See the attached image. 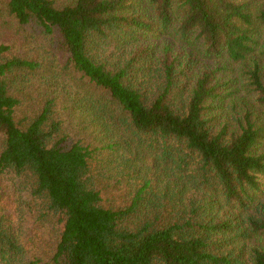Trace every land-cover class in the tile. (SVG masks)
Listing matches in <instances>:
<instances>
[{
  "label": "trees",
  "instance_id": "16d2710c",
  "mask_svg": "<svg viewBox=\"0 0 264 264\" xmlns=\"http://www.w3.org/2000/svg\"><path fill=\"white\" fill-rule=\"evenodd\" d=\"M0 31V264H264V0H0Z\"/></svg>",
  "mask_w": 264,
  "mask_h": 264
},
{
  "label": "rangeland",
  "instance_id": "374dc122",
  "mask_svg": "<svg viewBox=\"0 0 264 264\" xmlns=\"http://www.w3.org/2000/svg\"><path fill=\"white\" fill-rule=\"evenodd\" d=\"M4 40H5V36H4V34L0 31V44L2 43V42H4ZM224 62H226V63H228L227 61H224ZM229 65L227 66L226 65V67L227 68H233V70H235V69H237V68H239V65L237 64V63H232L231 61L228 63ZM223 71V70H222ZM232 73L233 72H231V71H229V70H224L221 74H229V75H231L232 76Z\"/></svg>",
  "mask_w": 264,
  "mask_h": 264
}]
</instances>
